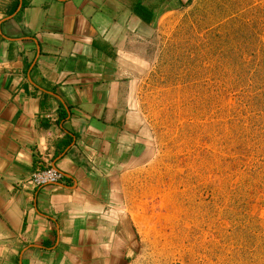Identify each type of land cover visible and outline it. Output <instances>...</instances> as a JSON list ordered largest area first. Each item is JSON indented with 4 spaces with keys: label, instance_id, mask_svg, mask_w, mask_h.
<instances>
[{
    "label": "rangeland",
    "instance_id": "1",
    "mask_svg": "<svg viewBox=\"0 0 264 264\" xmlns=\"http://www.w3.org/2000/svg\"><path fill=\"white\" fill-rule=\"evenodd\" d=\"M145 26L117 61L145 143L126 264H264V0H168Z\"/></svg>",
    "mask_w": 264,
    "mask_h": 264
},
{
    "label": "crops",
    "instance_id": "2",
    "mask_svg": "<svg viewBox=\"0 0 264 264\" xmlns=\"http://www.w3.org/2000/svg\"><path fill=\"white\" fill-rule=\"evenodd\" d=\"M134 0H0V264H126L121 171L143 118L118 70ZM51 165L63 179L34 188Z\"/></svg>",
    "mask_w": 264,
    "mask_h": 264
},
{
    "label": "built area",
    "instance_id": "3",
    "mask_svg": "<svg viewBox=\"0 0 264 264\" xmlns=\"http://www.w3.org/2000/svg\"><path fill=\"white\" fill-rule=\"evenodd\" d=\"M62 179L63 174L53 166L47 164L43 169L34 172L29 182L34 188H36L39 186L56 184Z\"/></svg>",
    "mask_w": 264,
    "mask_h": 264
},
{
    "label": "trees",
    "instance_id": "4",
    "mask_svg": "<svg viewBox=\"0 0 264 264\" xmlns=\"http://www.w3.org/2000/svg\"><path fill=\"white\" fill-rule=\"evenodd\" d=\"M148 0H134V3L131 4L133 12L144 22H149L152 16V8L154 5L146 4ZM163 0H158L161 3Z\"/></svg>",
    "mask_w": 264,
    "mask_h": 264
}]
</instances>
